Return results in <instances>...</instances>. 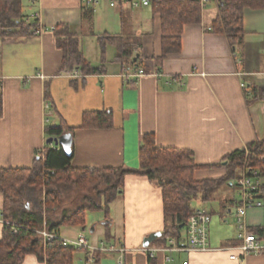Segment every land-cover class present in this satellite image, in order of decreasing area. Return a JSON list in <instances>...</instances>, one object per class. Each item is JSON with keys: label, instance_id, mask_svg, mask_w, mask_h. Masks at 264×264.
Instances as JSON below:
<instances>
[{"label": "crops", "instance_id": "0c3cea01", "mask_svg": "<svg viewBox=\"0 0 264 264\" xmlns=\"http://www.w3.org/2000/svg\"><path fill=\"white\" fill-rule=\"evenodd\" d=\"M202 7V21L184 27L180 50L162 58L160 19L150 6L112 8L110 0L92 5L83 0H24L26 21L39 25L35 33L3 38L0 23V169H31L47 146L59 149L47 143V129L63 126L72 131L63 135L66 139L60 146L66 152L70 149L67 154L72 155L75 169H138L141 139L152 135L160 148L194 154L197 165L205 166L195 173L197 182L224 178L225 160L231 154L264 139V99L248 104L250 92L243 87L264 90V10H245L244 44L239 51L225 35L210 31L218 4L209 0ZM60 25L81 38L85 60L103 69V74H57L63 53L54 31ZM104 35L139 42L135 61L142 63L138 69L144 71L142 77H129L135 72L116 61V46L107 44L103 53L99 39ZM108 111L111 128L83 127L86 114ZM239 179L223 185L209 202L193 205L212 216L208 251L159 252L154 258L144 252L167 244L162 238L170 223L161 188L140 175L125 177L108 213L89 211L84 227L65 226L50 234L62 244L81 236L86 239L93 250L63 244L77 250L74 264H119L121 256L124 264H264V254L230 259L234 253L230 248L240 244ZM258 199L263 206L248 208L242 216L248 229L262 234L264 241V193ZM3 205L0 191V242L6 224L16 227L3 220ZM41 232L49 233L46 227L37 231ZM155 234L160 236L146 246ZM175 240L188 244L185 226ZM43 243L47 247L53 241ZM21 264L46 263L29 254Z\"/></svg>", "mask_w": 264, "mask_h": 264}, {"label": "trees", "instance_id": "16d2710c", "mask_svg": "<svg viewBox=\"0 0 264 264\" xmlns=\"http://www.w3.org/2000/svg\"><path fill=\"white\" fill-rule=\"evenodd\" d=\"M24 0H0V23L3 38L24 37L35 33L39 25L29 23L23 14ZM218 4V16L210 31L225 35L232 48L241 50L244 44V12L246 9L264 10V0H211ZM202 0H150L153 16L160 19L163 57L178 52L181 35L186 25L202 21ZM56 44L63 53L58 75H100L103 69L93 68L84 58L81 38L60 25L54 31ZM103 53L107 44L118 49L116 61L124 69L136 72L142 63L135 58L139 42L125 37L104 35L99 39ZM143 68V67H142ZM129 82V85H134ZM248 104L264 99V90L251 85ZM3 112L0 93V116ZM111 111L89 113L84 116V128H111ZM72 129L49 127L48 138H60ZM45 148L31 169H0V191L4 196L3 220L15 224L5 226V237L0 242V264H21L24 257L34 254L46 264H74L77 250L54 240L47 247L37 233L45 227L49 233H58L65 226H85L87 212H109L111 203L123 190L127 175L147 177L162 190L165 219L170 225L162 240L179 239L181 227L187 223L197 201L209 202L223 186L235 182L246 171L257 170L263 181L264 193V139L249 144L231 154L227 161V174L220 180L197 182L195 173L205 168L195 162L190 151L160 148L154 136H143L140 143V168H85L71 166L72 155L62 146ZM237 187V186H236ZM263 238L262 234H257Z\"/></svg>", "mask_w": 264, "mask_h": 264}, {"label": "built area", "instance_id": "2783aa9c", "mask_svg": "<svg viewBox=\"0 0 264 264\" xmlns=\"http://www.w3.org/2000/svg\"><path fill=\"white\" fill-rule=\"evenodd\" d=\"M83 3L87 5L96 4L97 0H83ZM203 6L209 3V0H202ZM118 4L130 5L132 8L148 7L150 6V0H110V6L112 8L117 7ZM143 70H138L132 76V79H138L144 75ZM243 87L247 90V86L244 84ZM263 182L260 178V172L257 170H249L246 172L238 181V193L240 197V206L237 210V239L240 244L237 247L230 248L234 253L230 259L233 261H240L251 255L264 254V241L257 237L252 231L248 229L243 220L244 211L248 208H260L263 206V202L258 199L261 195V187ZM212 221L211 213L206 209H195L193 214L187 223V237L188 244L186 246L180 245L175 239H168L167 244L164 247L158 249H143L144 252L148 253L150 258H154L157 253H172V252H203L210 249L209 244V227ZM46 244L51 243L57 239L56 234H50L47 232L39 233ZM65 246H73L79 249H92L86 239L81 236L75 241H65ZM110 250V249H108ZM125 251L123 250V253ZM236 253V254H235ZM170 259L169 257L167 258ZM119 264H124L123 256L119 260Z\"/></svg>", "mask_w": 264, "mask_h": 264}, {"label": "water", "instance_id": "95a60500", "mask_svg": "<svg viewBox=\"0 0 264 264\" xmlns=\"http://www.w3.org/2000/svg\"><path fill=\"white\" fill-rule=\"evenodd\" d=\"M66 137L63 136V137H60V138H49L47 140V143L48 144H55L56 146H59V145H63L64 141H65ZM69 152L70 149H67ZM183 227V226H182ZM158 236H160V234H155V235H152L150 236L146 242H145V245L147 246L149 243H151V241L155 240Z\"/></svg>", "mask_w": 264, "mask_h": 264}, {"label": "rangeland", "instance_id": "374dc122", "mask_svg": "<svg viewBox=\"0 0 264 264\" xmlns=\"http://www.w3.org/2000/svg\"><path fill=\"white\" fill-rule=\"evenodd\" d=\"M218 196H219V195H218ZM213 204H214V203H213ZM213 204H212V205H213ZM80 256H81V255H80Z\"/></svg>", "mask_w": 264, "mask_h": 264}]
</instances>
